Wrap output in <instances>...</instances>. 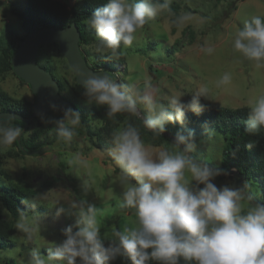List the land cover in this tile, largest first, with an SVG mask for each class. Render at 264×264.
<instances>
[{"label":"clouds","instance_id":"1","mask_svg":"<svg viewBox=\"0 0 264 264\" xmlns=\"http://www.w3.org/2000/svg\"><path fill=\"white\" fill-rule=\"evenodd\" d=\"M167 7L168 0H107L85 21L95 30V51L115 54L121 45L131 46L138 30ZM233 48L258 66L264 65V18L246 20L236 32ZM201 51L211 54L214 49L202 47ZM230 79L226 73L219 83L227 84ZM83 88L86 102L106 106L109 118L118 113L139 115L142 105L146 111L141 117L143 126L156 136H162L168 124L183 125L186 111L199 115L204 109L201 98L209 95L207 87H201L187 103L182 102V95H171L165 105L150 82L139 88L122 80L119 72L106 71L88 75ZM50 108L62 115L49 119L38 113L41 122L54 124L57 137L70 143L81 114L56 104ZM260 129H264V94L249 103L245 132L254 135ZM24 133L21 127L0 126V148L13 145ZM112 145L108 155L122 170L118 178L120 207L134 211L133 226L114 229L113 239L106 244L96 206L86 199L68 202L67 208H56L58 217L65 213L75 217V223L62 230L64 239L53 244L47 255L36 249L28 251L23 264H112L121 256L131 264L153 260L180 264L181 259L195 264H264V204L252 202L246 182L217 186L216 178L226 172L193 155L197 148L194 132L178 130L168 147L153 154L139 128L127 124L113 132ZM69 163L86 165L79 154ZM88 187L83 185L85 193ZM243 201H248L247 210ZM16 229L31 240L41 225L39 221L33 224L20 210Z\"/></svg>","mask_w":264,"mask_h":264},{"label":"rangeland","instance_id":"2","mask_svg":"<svg viewBox=\"0 0 264 264\" xmlns=\"http://www.w3.org/2000/svg\"><path fill=\"white\" fill-rule=\"evenodd\" d=\"M25 2L0 0V36H7L6 23L23 34L15 11H21ZM254 16L264 18V0H168V7L138 30L132 45L122 47L126 61L114 73L119 72L122 80L139 88L150 82L165 105L167 97L171 95H182V102L187 103L198 89L207 87L208 99L201 98V103L229 108L249 107L251 101L264 94V65L258 66L255 61L236 52L233 41L238 29ZM181 17L185 19L181 20ZM95 41L80 46V49L87 54L98 53L93 47ZM202 47H212L214 51L206 54L201 51ZM58 49L55 43L40 45L37 62L53 65L54 75L63 85L61 95L79 105H95L88 104L83 95L74 97V72ZM226 73L230 75V81L220 84L221 77ZM0 90L14 99L34 100L30 86L21 82L11 71L0 72ZM139 107L140 112L146 114L143 106ZM61 115V111L51 110L45 116L54 119ZM53 125L33 117L27 125L25 136L33 131H45ZM166 128L164 135L169 136L170 140L159 139L153 145L141 137L153 154L173 141L177 131L169 124ZM120 129L122 126L117 128ZM196 142L193 155L214 168H220L221 137L214 134L204 139L196 138ZM105 147H97L90 140L83 139L61 144L37 155H22L14 145L0 148V190L6 185L23 188L29 195L28 199L37 207L36 210L32 209L34 211L25 212V215L33 224L39 221L41 225V231L37 230L28 240L16 229L19 216L13 220L7 211L4 212L5 208L0 202L1 220L12 222L14 228L11 235L13 245L0 248V264H5V260L23 264L25 254L32 249L47 255L53 244L64 239L62 230L75 223L72 215H56L57 207L67 208V203L71 201L86 199L96 206L101 235L106 240L113 238L114 229L122 231L133 226L134 211L120 207L122 186L118 178L122 170L107 152L113 147L112 140H108ZM75 154H79L86 165L70 164ZM116 168L119 170L116 171ZM85 183L89 186L87 193L83 190ZM215 183L217 186H236L237 177L222 174ZM246 191L254 193L255 188L246 183ZM243 206L247 210L248 201H243Z\"/></svg>","mask_w":264,"mask_h":264},{"label":"trees","instance_id":"3","mask_svg":"<svg viewBox=\"0 0 264 264\" xmlns=\"http://www.w3.org/2000/svg\"><path fill=\"white\" fill-rule=\"evenodd\" d=\"M106 2L107 0H26L23 9L15 11L23 34H19L15 27L6 23L4 26L7 30V36H0V72L11 71L14 73L11 58L24 37L35 30L64 28L74 22L80 33L79 45H88L96 39V36L95 30L91 29L85 21L98 7ZM154 2L163 3V0H154ZM122 47L123 45L115 54L110 50L102 54H87L85 51H81L87 65L93 71L103 70L114 73L116 68L126 61ZM39 65L56 80L59 93L62 92L63 85L56 74L54 75L53 65L51 63ZM74 79L76 81L73 91L74 97L79 98L84 91L83 83L77 82L75 75ZM20 81L24 82L22 79ZM33 94V102H27L14 99L0 90V111L15 112L24 116L30 115L36 102V95ZM67 99L81 114V123L74 130L76 135L72 141L80 142L83 139H88L97 147L105 149L107 148L105 147L106 142L112 140L113 132L120 126L122 128L126 127L127 124L138 127L141 137L149 140L153 145L157 144L156 141L159 139L170 140L169 136L164 134L156 136L143 126L141 117L146 114L142 111L140 112L142 116L118 113L109 118L106 116V106L79 105L74 100ZM202 105H204V109L199 115L191 111L185 112L183 125L179 123L169 125L176 131L183 130L187 132L190 130L194 132L195 138L198 139L212 137L214 134L220 136L223 140L220 169H224L226 173L233 169L239 174H244L243 180L235 175L237 177L236 186L243 182L251 185L255 188V192L248 194L253 198V202L264 204V129H260L254 135L245 132L249 113L248 106L229 108L209 103H202ZM0 126L21 127L24 132L28 130L25 122L17 119L0 118ZM64 143L62 139L57 137L55 125H53L45 131H33L26 136L24 133L13 145L16 147L17 152L22 155H37ZM249 144L253 146L248 147ZM118 170L116 168V171ZM1 188L0 202L13 220L19 216L20 210L31 212L37 209L34 203L28 199L29 195L23 188L16 185H6ZM13 233L12 222L3 221L0 216V248L13 245L11 239ZM108 240L105 241L106 244ZM4 263L13 264V261L5 260ZM112 264H131V262L126 257L121 256ZM149 264H157V262L153 260ZM180 264H195V262H187L181 259Z\"/></svg>","mask_w":264,"mask_h":264},{"label":"water","instance_id":"4","mask_svg":"<svg viewBox=\"0 0 264 264\" xmlns=\"http://www.w3.org/2000/svg\"><path fill=\"white\" fill-rule=\"evenodd\" d=\"M79 37L80 33L74 22L64 28L35 30L24 37L16 48L11 61L14 73L27 83L31 91L35 93L36 102L30 115L24 116L15 112L0 111V118L21 120L28 125L31 118L39 117L38 113L46 115L51 111L50 104H56L58 108L70 107L77 110L66 97L59 93L56 80L37 63L36 55L40 45L57 44L60 53L74 72L77 82L83 83L88 75L105 71H93L87 65L80 49ZM227 174H234L239 176L241 180L244 179V174H239L233 169H230Z\"/></svg>","mask_w":264,"mask_h":264}]
</instances>
